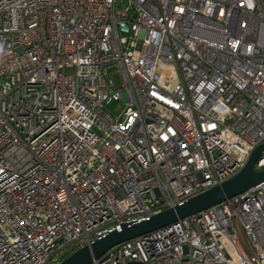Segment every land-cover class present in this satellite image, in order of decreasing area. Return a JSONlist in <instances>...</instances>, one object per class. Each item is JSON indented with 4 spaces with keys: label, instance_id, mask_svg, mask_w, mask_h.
Returning a JSON list of instances; mask_svg holds the SVG:
<instances>
[{
    "label": "built area",
    "instance_id": "2783aa9c",
    "mask_svg": "<svg viewBox=\"0 0 264 264\" xmlns=\"http://www.w3.org/2000/svg\"><path fill=\"white\" fill-rule=\"evenodd\" d=\"M262 143L264 0H0V264H57ZM91 264H264V181Z\"/></svg>",
    "mask_w": 264,
    "mask_h": 264
},
{
    "label": "water",
    "instance_id": "95a60500",
    "mask_svg": "<svg viewBox=\"0 0 264 264\" xmlns=\"http://www.w3.org/2000/svg\"><path fill=\"white\" fill-rule=\"evenodd\" d=\"M263 151L264 143L252 151L242 170L219 185L140 221L122 223L119 229H113L102 238L75 250L57 264H91L93 259H98L114 246L137 239L242 194L264 181V170H254V164Z\"/></svg>",
    "mask_w": 264,
    "mask_h": 264
},
{
    "label": "rangeland",
    "instance_id": "374dc122",
    "mask_svg": "<svg viewBox=\"0 0 264 264\" xmlns=\"http://www.w3.org/2000/svg\"><path fill=\"white\" fill-rule=\"evenodd\" d=\"M114 82H115V85H118L120 83L119 78L117 76H114ZM106 109L111 114L118 115L122 109V102L121 101H112L110 104H108L106 106Z\"/></svg>",
    "mask_w": 264,
    "mask_h": 264
},
{
    "label": "trees",
    "instance_id": "16d2710c",
    "mask_svg": "<svg viewBox=\"0 0 264 264\" xmlns=\"http://www.w3.org/2000/svg\"><path fill=\"white\" fill-rule=\"evenodd\" d=\"M74 247H69L68 250L65 251L64 254H61V256H59V262L63 259H65L67 256H69L71 253L74 252Z\"/></svg>",
    "mask_w": 264,
    "mask_h": 264
}]
</instances>
